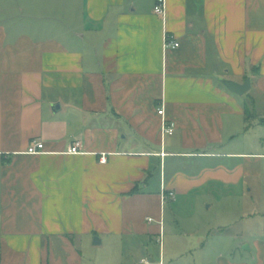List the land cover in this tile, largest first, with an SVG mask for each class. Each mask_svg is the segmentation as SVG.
I'll list each match as a JSON object with an SVG mask.
<instances>
[{"label":"crops","instance_id":"crops-1","mask_svg":"<svg viewBox=\"0 0 264 264\" xmlns=\"http://www.w3.org/2000/svg\"><path fill=\"white\" fill-rule=\"evenodd\" d=\"M164 2L162 17L157 0H0V264H95L85 252L99 246L116 264L141 251L134 264H166L149 253L167 204L264 190V140L250 138L264 129V0ZM33 141L44 153H26ZM75 142L82 154H68ZM227 232L188 245L194 263L264 264V229Z\"/></svg>","mask_w":264,"mask_h":264},{"label":"rangeland","instance_id":"rangeland-1","mask_svg":"<svg viewBox=\"0 0 264 264\" xmlns=\"http://www.w3.org/2000/svg\"><path fill=\"white\" fill-rule=\"evenodd\" d=\"M250 138L256 141L257 144H262L264 129L259 125L254 126L250 132ZM260 187H258L257 182V186L255 185L253 188H249L245 184L223 189L203 188L192 192L187 198L183 199L182 203L180 202L181 206L173 212V208L167 204L164 210L166 221L162 243L159 242V238L158 240L155 239L149 253L153 257L150 261L157 263L160 250L163 249L166 264H175L177 254L185 252L187 246L186 258L182 259L180 264H195L194 258L191 256L193 250L191 248L189 250L188 245L193 248V245L196 247L205 242L207 240V229L214 232L219 228H224L228 231L227 235L221 238L219 236L218 239L228 243L230 242L228 239L233 236L247 238L249 233L262 232L264 229V219L262 217L243 219L246 215L264 212V190ZM204 229L206 231H203ZM211 236L216 237L218 235ZM242 249L243 247H240V250ZM145 252L141 251L132 255L135 263L146 256ZM117 253L119 251L114 247L109 250L106 249V246H99L94 248L92 254L85 252V256L87 259L94 260L95 264H116V262H121ZM134 261H130V263L134 264Z\"/></svg>","mask_w":264,"mask_h":264},{"label":"built area","instance_id":"built-area-1","mask_svg":"<svg viewBox=\"0 0 264 264\" xmlns=\"http://www.w3.org/2000/svg\"><path fill=\"white\" fill-rule=\"evenodd\" d=\"M154 12L156 15L165 16V2L164 0H157V4L155 6ZM179 48V43L174 41L173 38L167 36L165 38V48ZM158 115L163 116L164 115V109L161 107V109L158 110ZM162 136L163 137H168V136H173L174 131H175V125L173 123H170L166 120H164L163 125H162ZM81 149V144L79 142H75L69 149L68 154L71 155H79L82 154L80 151ZM27 154L29 155H39L44 153V144L41 141H33L31 145L28 147ZM107 161L106 155H102L100 157V163L105 164ZM176 195L173 191H167L164 196L163 200L167 201H175ZM153 220L150 219L149 222H152ZM159 242L162 243V235L159 238ZM162 246V245H161ZM141 264H150L148 261H142ZM162 264V263H160Z\"/></svg>","mask_w":264,"mask_h":264},{"label":"water","instance_id":"water-1","mask_svg":"<svg viewBox=\"0 0 264 264\" xmlns=\"http://www.w3.org/2000/svg\"><path fill=\"white\" fill-rule=\"evenodd\" d=\"M223 84L225 85V87L230 92H232L233 94L238 95V96L245 95L247 92H249V90L251 88V82L250 81H246L243 85H240V84H237V83H234V82H231V81H223ZM94 244L95 245H99L100 244L99 239L96 238L94 240ZM244 249H247V247L244 248Z\"/></svg>","mask_w":264,"mask_h":264},{"label":"trees","instance_id":"trees-1","mask_svg":"<svg viewBox=\"0 0 264 264\" xmlns=\"http://www.w3.org/2000/svg\"><path fill=\"white\" fill-rule=\"evenodd\" d=\"M246 110H247V116H246V121H247V124L249 123V121H250V110H249V107H247L246 108Z\"/></svg>","mask_w":264,"mask_h":264}]
</instances>
